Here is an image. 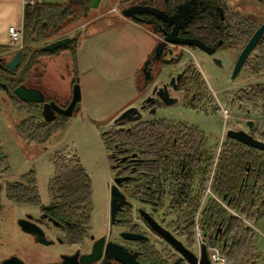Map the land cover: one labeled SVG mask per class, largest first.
Instances as JSON below:
<instances>
[{"label": "flooded vegetation", "instance_id": "flooded-vegetation-1", "mask_svg": "<svg viewBox=\"0 0 264 264\" xmlns=\"http://www.w3.org/2000/svg\"><path fill=\"white\" fill-rule=\"evenodd\" d=\"M132 6L148 7L151 10V12L137 14L140 20L134 21L140 24H145L141 20L147 22L145 25L156 37L155 49L160 44H164V47L160 59H156L154 49L151 57L147 60L151 72L150 81L147 82L146 76L141 72L144 84L140 93L150 87L149 96L147 95L144 99L140 96L136 106L142 108L143 119L128 125L117 126L114 124L108 131L109 135L118 130L130 129L137 124L151 126V124L155 125L157 121L168 120L157 118L156 115L160 109L172 106H166L157 97H155L154 104H145L143 101L152 96L156 85L159 88L165 84L169 85L173 78L176 79L177 89L174 90L171 84L169 89L171 97L177 100L176 104L183 101L191 108H201L203 98L200 95V89L204 85V78L206 82L207 79L197 62H190L177 74L167 76L165 73L170 65L177 64L167 63L166 61L171 60L166 58V54L171 55L178 48L183 49L186 53H190L191 49L201 50L197 46L178 43L181 40H197L215 50L212 55H208L214 57L216 64L222 62L215 56L218 51L226 50L233 55V52L239 50L235 63L232 65L231 80L235 81L244 70L247 86L245 89L246 101L249 106L246 111L248 115L245 124L246 130L242 129V131L264 143V34L255 45L239 74L235 79H232L241 52L257 31L264 26V0H142ZM177 15L179 17L175 18ZM175 29L176 34L172 36ZM167 38L176 42H169ZM1 61L3 62V59L0 60V70L7 74L9 71L4 68L5 65ZM179 74L183 75L178 80ZM160 80L164 81L161 83ZM175 94L181 95V97L175 96ZM51 101L61 107H67L60 105L57 99H46V102ZM257 103L260 104L258 109L261 121L259 124L252 120ZM151 110H155V114H152ZM58 118H62V116H58ZM168 121L174 125L183 123ZM184 124L194 127L187 123ZM228 131V128L225 129L224 135L226 134L227 138H221L215 143V148L209 146L208 136L203 132L207 138L205 150L210 153L208 156L213 158L210 188L217 197L215 200L206 199L202 203L208 184L206 187H202L199 183L200 180L198 181V170L191 171L186 168V160L192 159L197 150L189 149L190 153L180 158L179 154L188 149L182 148L176 139L172 141L164 139L163 142L167 145L161 146L158 150L155 149L154 142L151 143V148L148 151L151 150L154 155H157L156 152L164 154L161 160L155 156H148L147 151L141 152L138 149L128 151L124 144L116 143L109 158L112 157L115 161L111 163L115 174L114 180L117 178L126 179L121 183L120 191L126 196L129 204L116 215L114 223H112L111 206L109 207V233L99 231L100 233L88 234L96 225L93 218L94 208H92L88 213L89 222L85 235L81 241L72 243L69 240L72 222L56 219L57 204L53 202L52 198L48 203L28 204L34 206L35 209L33 213H26L23 218L17 221L18 228L26 237L33 239L37 245L47 248L55 245L61 247H72L75 244L88 245L85 252L78 250L71 254L61 253L59 259L50 264H60L64 261V256L70 257L77 253L79 254V264H207L203 260L204 251L207 254L208 264H213L210 259L211 249L217 252L216 264H264V150H256L230 139L227 135ZM231 143L247 147L249 159L246 161L244 183L239 190L232 194L228 192L221 194L213 189V183L223 150ZM202 149L200 145L198 152H202ZM124 158L127 159L124 160ZM179 159L182 160V163L175 161ZM144 164L146 169L142 167ZM177 168L181 175L195 177L189 188L193 198L189 199L190 202L186 198L177 201L175 188L181 184L180 179L173 180L179 175L176 172ZM157 196L163 197L164 201L157 200ZM139 203L148 206L149 211L143 207H136ZM21 220L39 227L44 232V237L52 244L45 246L37 241V236L26 233L23 229L24 224L19 225ZM114 227L119 229L116 235H113ZM157 227L165 231L166 235H161L156 230ZM25 228H29L28 224H25ZM196 229L199 232L198 238ZM47 232L54 234L59 232V234H56V239L53 240L48 237ZM124 233L139 235L140 238L127 239L123 236ZM102 239L105 241L101 242ZM109 244L113 245L107 252L106 248ZM95 246L98 249L94 254L99 256L98 259L94 262L88 260L82 263L81 258L91 255Z\"/></svg>", "mask_w": 264, "mask_h": 264}, {"label": "rangeland", "instance_id": "rangeland-1", "mask_svg": "<svg viewBox=\"0 0 264 264\" xmlns=\"http://www.w3.org/2000/svg\"><path fill=\"white\" fill-rule=\"evenodd\" d=\"M35 1L64 4L69 0ZM140 1L142 0H101L100 6L97 9H91V13L86 20L83 19L79 21L85 26L79 31L73 32V34L82 33L85 28L86 30L83 32L85 36L105 29L108 30V25L112 22L108 21V19L96 20L92 25H87V23L90 20H95L100 14L109 10L113 12L107 15L111 16L110 18H112L113 15L118 16V18H124L122 16V11L132 7V5ZM115 22L119 21L115 20ZM119 23L121 24V22ZM109 31L110 29L108 32ZM124 36L123 33H120L119 39L127 40V37ZM109 42L110 39L107 37L103 38L102 36V38H100V43L105 44L104 46L113 44ZM6 46L10 48L0 52V58L3 59V62H1L4 65L13 58V52L16 51V48L13 47L10 42L9 45ZM114 54L116 55L111 56V53L108 54L107 51H105V55H107L106 61H109L110 56V59L111 57L115 59L117 65L120 62L122 68H124L126 60L133 59L132 56H127L130 54V51L118 50L114 52ZM238 54L239 50L233 52V60L231 52L226 50L218 51L215 56L222 61L221 64H216L214 57L209 56L199 49H191L190 53H186L183 49L178 48L175 49L171 55L166 54V58H170L171 60L166 61L167 63H177L167 68L165 71L167 76L182 71L190 62H197L202 68L208 83L203 77L204 85L203 87L201 86L200 89V95L203 99L200 109L191 108L182 101L175 106L160 109L156 115L157 118L183 122L199 128L208 136L209 146L214 148L216 146L215 143L220 141L221 138H227L226 134L224 135L225 129L228 128V130L236 131L242 129L246 130L245 124L248 120L246 111L249 105L246 101L247 94L245 93V89L247 86L245 84L244 70H242L235 81L231 80L232 65L235 63V58ZM145 62H147V60H145ZM111 63L112 62H110L109 66ZM37 67L38 71H41L42 63L38 64ZM143 68L144 66H142L141 69ZM95 71H100V68L96 67ZM31 74L33 76L34 71H31ZM0 75L3 74L0 72ZM79 80L81 81V78ZM163 81L164 80H160L161 83ZM92 82L93 76L87 75L85 77V83L92 85ZM32 83L33 81H31V85ZM143 84V77L141 76L139 78L140 89ZM114 85L117 86L120 84L115 83ZM121 85L126 89L124 93L128 92L129 83L124 82L121 83ZM79 86L82 91L81 82H79ZM41 88L46 94V99L56 98L59 104L64 106H68L71 101V99L68 100V98L64 96L63 88L58 92L50 91V89L43 84ZM149 94L150 87L147 88V90H143L140 96L144 99L147 95L149 96ZM175 96L181 97V95L178 94H175ZM189 96L188 94V98ZM120 103L121 102L117 103V105L113 104L112 106L99 108V110L94 111V114L90 115H81L77 113L71 118H58L57 121L51 125L53 127L49 129L51 130L49 134H47L48 129L45 131V134L43 132H38L36 136H40V140L42 137L46 140L45 143H38L31 139L28 141L25 139L23 140L19 136L18 130L21 126H34V122L39 118L43 120V105H28L14 100L11 95H8L4 88L0 86V186L2 188V206L0 208V262L12 256H17L26 264H50L59 259V254L61 253L71 254L78 250L82 252L86 251L87 244H75L72 247L55 245L50 248L37 245L33 239L26 237L17 225V221L23 218L26 213H33L35 209L34 206L28 205L29 203H26V205L25 203H15L10 201L7 197L8 187L26 183L24 176L34 171L42 195V197L40 196V203L50 202L49 182L55 176L51 158L59 153L63 156L69 155L70 158L77 155L86 166L93 179L92 208H94L93 218L94 224L96 223V225H94V229L89 231L88 234L100 233L99 231L109 233L108 210L110 207L111 187L114 184L115 174L109 158L112 151L108 150L109 148L104 144L103 135L112 129L114 121L118 117H116V115L120 110ZM256 106L257 109L254 110L255 112L252 116V120L259 124L261 121L260 110L258 109L260 104L257 103ZM43 153L45 154L43 155ZM3 157L4 159H2ZM37 175L39 176L37 177ZM30 178L31 177H29V179ZM40 191L38 189V193ZM136 207H143L149 211V207L144 204L139 203ZM118 231L119 229L114 227L113 235H116ZM56 234H59V232H55V234L53 232H47L48 237L53 240L56 239ZM88 241L87 239L86 242L88 243Z\"/></svg>", "mask_w": 264, "mask_h": 264}, {"label": "trees", "instance_id": "trees-1", "mask_svg": "<svg viewBox=\"0 0 264 264\" xmlns=\"http://www.w3.org/2000/svg\"><path fill=\"white\" fill-rule=\"evenodd\" d=\"M92 2L93 0H69L64 4L34 3L25 6L23 21L24 47L22 49L23 56L21 64L15 73L8 72L6 74L0 70L3 74L0 75V82L7 85L6 90L8 95H11L14 100L23 102L14 93V90L18 86L25 85L30 87L31 81L34 78L35 81H33L31 88L39 87L38 81L41 78V74L36 72L32 76L31 71H34V67L39 58L50 55V52L44 51L43 47L56 40L69 38V36L64 34L65 31L73 24L89 16L92 9ZM80 38L81 32L72 37L73 41L71 43L61 48L62 50L70 51L73 71L76 73V76H78L77 50ZM9 48V46L0 45V52L5 49L8 50ZM55 52L57 53V51ZM184 86L186 87V83ZM28 105L36 104L30 103ZM34 123V126H21L18 130L19 136L26 141L31 139L38 143H45L46 140L44 137L40 140V136L36 135L38 132L45 134L47 129L49 130L53 127L51 126L53 123H46L40 118ZM155 123V125L151 124V126L137 124L130 129L118 130L112 135L105 133L103 135V142L109 148L108 150L112 152L114 151V145L120 143V145L124 144L128 151H134L136 149L141 152L147 151L149 153L148 156H155L157 159L162 160V155L164 154L160 152L158 154L156 152L157 155H154L151 150L148 151L151 148V143L154 142L155 149L158 150L161 146L167 145L163 142L164 139L171 141L176 139L180 142L182 148L188 149L181 154L178 153L180 158L189 154V149L197 150L193 154V160H189V158L187 160L185 159L186 168L191 171L197 169L199 175L198 181L200 180L199 183L202 187H206L213 169V158H210L211 156H208L210 153L205 150L207 138L203 132L194 127L186 126L184 123L174 125L168 120H161ZM48 130L47 134L51 131ZM200 145L203 148L202 152H198ZM248 159L249 152L247 147L238 143H231L229 146H226L223 150L217 173H215L213 189L219 191L221 194L226 192L232 194L238 191L244 183V172ZM51 161L54 166L55 176L49 182V193L53 202L57 204L55 217L59 221L68 220L72 222L69 240L72 243H77L85 235L86 226L89 222L88 213L92 210V180L77 155L70 158L69 155L63 156L59 153L51 158ZM175 161L182 163L181 159ZM110 162H115L112 157L110 158ZM142 167L146 169L145 164ZM179 168L176 171L179 174L178 177L173 178V180L178 178L181 181V184L175 188V195L177 201L186 198L190 202L189 199L193 198L189 188L194 182L195 177L181 175ZM24 179L26 183L7 188L8 199L21 204H39L40 195L36 184V173L34 174V171L30 172L24 176ZM162 198L161 196H157V200L164 201Z\"/></svg>", "mask_w": 264, "mask_h": 264}, {"label": "crops", "instance_id": "crops-1", "mask_svg": "<svg viewBox=\"0 0 264 264\" xmlns=\"http://www.w3.org/2000/svg\"><path fill=\"white\" fill-rule=\"evenodd\" d=\"M32 3L44 2H36L35 0H0V45H9V28L16 27L18 30L23 29L25 6ZM111 13H113L111 10L103 12L95 20H90L87 23V25H92L96 20L108 19V21H112L108 25V30L110 29L111 32L105 29L85 36L83 32L86 28L82 31L77 50L78 76L73 71L72 55L68 50L59 49L57 53L53 52L50 55H45L39 58L34 67V74H36L38 64L42 63V70L38 71L41 74V78L38 81L39 87L37 89L43 91L41 88L42 84L53 92H58L63 88L64 96L68 100L72 99L74 85L81 82L82 100L78 105V114L81 115L94 114V111L99 110V108L112 106L113 104L117 105V103L121 102L120 110L116 115L117 117L126 109L137 106L140 100L139 78L142 76L141 72H143L141 68L144 66L143 63L145 60L151 57L156 46V37L145 24L137 23L132 19L118 18L115 15L110 18L111 16L107 15ZM115 20H118L121 24L115 22ZM84 26L81 22L73 24L67 28L65 35L71 36L69 38H72L75 35L73 32L79 31ZM120 33H123L125 35L124 37H127V40L119 39ZM102 36L103 38H109V43L113 44L104 46L105 44L100 43ZM13 47L16 48V51L13 53L15 54L18 50L16 46ZM118 50L130 51V54L127 56L133 57V59L126 60L124 68H122L120 62L117 65L114 58L111 57L110 59V56L109 61H106L107 55H105V51L108 54L111 53V56H114L116 55L114 52ZM110 62L112 63L109 66ZM96 67L100 68V71L96 72ZM87 75L93 76L92 85L85 83V77ZM80 78L81 81L79 80ZM124 82L129 83L128 92L126 93H124L126 89L121 85ZM115 83H119L120 85L115 86ZM86 170L90 175L87 168ZM91 180L93 185L92 177ZM38 189L40 191L39 186ZM39 193L42 197L41 191Z\"/></svg>", "mask_w": 264, "mask_h": 264}, {"label": "water", "instance_id": "water-1", "mask_svg": "<svg viewBox=\"0 0 264 264\" xmlns=\"http://www.w3.org/2000/svg\"><path fill=\"white\" fill-rule=\"evenodd\" d=\"M101 0H93L91 4L92 9H97L100 6ZM181 10V9H180ZM144 12H151V10L148 7H142V6H132L127 9H124L122 11V15L127 18V19H133V20H140L137 16V14L144 13ZM179 17V15L175 16V18ZM143 23H147L145 21H142ZM176 34V29L173 31L171 34L174 36ZM264 34V26L257 31V33L253 36L252 40L249 42V44L244 48V50L241 52V55L236 62L232 79H235L236 76L239 74L241 69L244 66L245 61L247 58L250 56L251 52L253 51L255 45L257 42L261 39V37ZM73 41L72 38H64V39H59L56 40L46 46L43 47V50L46 52L53 53L63 47H66L69 43ZM167 41L169 42H176L175 40L171 38H167ZM178 42V41H177ZM178 43H181L183 45H189V46H197L201 50L205 51L207 54L212 55L214 53V49H211L201 42L197 40H181ZM164 44H160L156 49H155V54H156V59H160L162 51H163ZM23 53L21 50H18L14 55L13 58L5 65V69L11 73H15L17 68L21 64ZM2 60V59H0ZM143 73L146 76L145 80L148 82L151 79V72L149 70V62H145L144 68H143ZM183 74H179L177 79L179 80ZM172 85L173 89L176 90V79L173 78L169 85ZM169 85H163L161 88L159 86H155L153 90L152 96L148 97L143 101L145 104H154L155 103V97L160 99L166 106H173L177 103V100L172 98L170 95V89ZM0 86L3 88H7L6 84H2L0 82ZM15 95L23 102L25 103H37V104H43V109H42V117L43 120L46 123H54L57 119L58 116H62L65 118H71L75 116L78 113L79 110V103L82 100V93H81V88L78 83H76L73 87L72 91V99L67 107H61L59 106L56 102L51 101V102H46V97L45 94L37 88H28L25 85H20L14 90ZM152 114H155V110H151ZM143 119V113H142V108H138L136 106L130 107L126 109L124 112H122L114 121V124L117 126L120 125H128L131 123L139 122ZM228 137L230 139H233L239 143H242L250 148L256 149V150H264V143L260 142L259 140L254 139L251 137L249 134L242 130H229L227 133ZM136 156V155H134ZM127 158H124L126 160ZM126 180V179H115L114 182L115 184L111 187V200H110V206H111V215H112V223L115 222L116 215L122 211L123 207L128 205L129 202L126 198V196L120 191V186L121 183ZM1 201H2V196H1V186H0V206H1ZM56 223V222H54ZM24 224V225H23ZM25 224H28L29 228H25ZM19 225H23V229L26 231V233L37 236V241L45 246H49L52 244L49 242L45 237H44V232L37 227L34 224H31L25 220H21L19 222ZM161 235L165 236L166 232L157 227L156 229ZM123 236L127 239H137L140 238L139 235L135 234H127L124 233ZM105 239H102L101 242H104ZM100 243V242H99ZM98 243V244H99ZM97 244V246H98ZM113 244H109V246L106 248V251H109V248ZM102 248V246H101ZM97 247H94V251L91 255L84 256L81 258L82 263L85 261L91 260V262L97 260L99 256H96L94 253L95 251L97 252ZM103 249V248H102ZM100 251V249H99ZM78 256L79 254L77 253L74 256H64L63 257V262L60 264H79L78 261ZM203 260L208 264V258L207 254L204 251L203 255ZM90 262V263H91ZM0 264H25L24 261H22L20 258L17 256H12L2 262Z\"/></svg>", "mask_w": 264, "mask_h": 264}, {"label": "built area", "instance_id": "built-area-1", "mask_svg": "<svg viewBox=\"0 0 264 264\" xmlns=\"http://www.w3.org/2000/svg\"><path fill=\"white\" fill-rule=\"evenodd\" d=\"M32 4H34V3H32ZM9 38H10V44L12 46H16L17 50L23 49V47H24V45H23V29L18 30L16 27L9 28ZM225 115L227 116L226 112H225ZM210 185H211V179L208 182L207 188H206L204 196H203V202L202 203H204L206 201V199H211V200L217 199V197L211 191ZM196 235L198 238L199 232L197 229H196ZM210 259H211L213 264L217 263L218 255H217V252L213 251V249H211V251H210Z\"/></svg>", "mask_w": 264, "mask_h": 264}]
</instances>
